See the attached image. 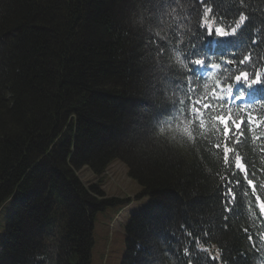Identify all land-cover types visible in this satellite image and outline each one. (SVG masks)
<instances>
[{
  "label": "trees",
  "instance_id": "1",
  "mask_svg": "<svg viewBox=\"0 0 264 264\" xmlns=\"http://www.w3.org/2000/svg\"><path fill=\"white\" fill-rule=\"evenodd\" d=\"M208 8L213 30L245 21L210 44L198 28ZM192 45L201 53L185 59ZM197 58L220 68L193 73ZM243 72L264 79V0H0V210L13 202L0 264H91L95 215L110 201L97 203L77 173L102 175L115 160L139 184L137 199H149L127 226L123 264H264L254 207L264 203V87L248 91L244 111L231 109L256 117L230 145L255 168L256 191L240 175L231 212L213 147L223 143L219 107L204 129L191 125L192 139L182 130L195 99Z\"/></svg>",
  "mask_w": 264,
  "mask_h": 264
},
{
  "label": "snow or ice",
  "instance_id": "2",
  "mask_svg": "<svg viewBox=\"0 0 264 264\" xmlns=\"http://www.w3.org/2000/svg\"><path fill=\"white\" fill-rule=\"evenodd\" d=\"M208 0H196L198 4H206ZM214 15L213 10L208 8L204 11L203 17L198 23V28L200 29V35L205 37V41H212L216 43L223 42L225 38L230 35H234L239 29L245 18L241 16L239 23L236 24L235 28L231 31H226L223 27H216L214 30L211 27L206 26L207 17ZM157 36H160L156 34ZM166 38H161L160 51L162 52L165 47ZM203 45H192L190 53L185 54V59L189 56H198L201 53ZM213 55V53L204 52V56L208 57ZM250 57H245L240 60V65H244L248 62ZM199 61V62H197ZM235 59H227L225 64H232L235 66ZM200 68L203 70H214L219 69L220 64L208 63L205 58H197L194 60V66L192 72L195 73V69ZM199 79V77H197ZM218 88L220 94H217V90L213 89L212 95L207 97H202L200 99H195L188 109L187 115L191 117L188 122L192 125L194 122L198 123L199 128L204 129V114L211 112L214 108L219 107V112L213 117L217 121V125H214L218 135L222 136L223 143H215L213 147L220 152L222 149V163L225 169V174L221 176L224 181L219 188V195L221 197V204L224 205V211L231 212L233 210V204L236 198V191L234 190V185L239 186L240 175L243 176L247 185L252 189L253 192L256 191V184L254 179L250 176H255V168L253 167L250 171L248 164L244 161V158L240 155L239 151L235 147H230V145H238L243 142L245 137V132L250 131L249 125L256 123V117L252 114H248V119L243 118L237 119L231 114L232 107L238 106L241 111L245 110V106L249 105L247 101V93L254 87H264V79L261 78L259 72L256 73L255 78H250V73L243 72L240 75L235 76V79L228 83L227 85H220L219 81ZM193 91L195 89L193 88ZM226 93V95L224 94ZM262 98H258L252 102H259ZM183 103V101H181ZM223 106L229 108L227 114L224 113ZM258 126V123H257ZM160 133H164L165 129L160 128ZM193 138V131L191 130ZM264 151V148L261 149ZM257 200L259 197L257 196ZM261 212L264 213V203L260 204ZM250 238V237H249ZM187 252V250H185Z\"/></svg>",
  "mask_w": 264,
  "mask_h": 264
},
{
  "label": "rangeland",
  "instance_id": "3",
  "mask_svg": "<svg viewBox=\"0 0 264 264\" xmlns=\"http://www.w3.org/2000/svg\"><path fill=\"white\" fill-rule=\"evenodd\" d=\"M128 173V166L121 160L114 161L102 175H96L87 168L77 173L87 186L94 185L96 189L91 193L97 203L110 201L104 211L95 215L91 264L123 263L126 227L131 216L149 203L146 198L137 199L141 192L140 186ZM12 211L11 201L0 211V242L6 233L8 218Z\"/></svg>",
  "mask_w": 264,
  "mask_h": 264
},
{
  "label": "clouds",
  "instance_id": "4",
  "mask_svg": "<svg viewBox=\"0 0 264 264\" xmlns=\"http://www.w3.org/2000/svg\"><path fill=\"white\" fill-rule=\"evenodd\" d=\"M158 35H160V33L158 32L157 33ZM161 38H164L163 36ZM174 61L176 63V65L179 66L180 69H183V70H187L188 69V64L185 62L184 59H182L181 55L179 53H177L174 57ZM199 62V61H197ZM183 123H186L187 126L183 127V132L184 134L189 138L191 139V136H192V133H191V124L187 121V122H183L182 121V124Z\"/></svg>",
  "mask_w": 264,
  "mask_h": 264
}]
</instances>
